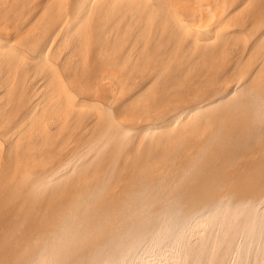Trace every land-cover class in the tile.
I'll list each match as a JSON object with an SVG mask.
<instances>
[{"label":"bare ground","instance_id":"obj_1","mask_svg":"<svg viewBox=\"0 0 264 264\" xmlns=\"http://www.w3.org/2000/svg\"><path fill=\"white\" fill-rule=\"evenodd\" d=\"M0 264H264V0H0Z\"/></svg>","mask_w":264,"mask_h":264}]
</instances>
